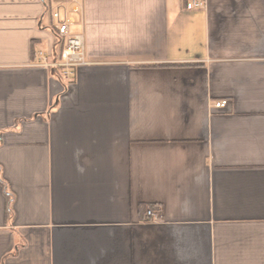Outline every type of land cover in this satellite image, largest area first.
<instances>
[{"label":"crops","instance_id":"1","mask_svg":"<svg viewBox=\"0 0 264 264\" xmlns=\"http://www.w3.org/2000/svg\"><path fill=\"white\" fill-rule=\"evenodd\" d=\"M187 1L0 0V264H264V0Z\"/></svg>","mask_w":264,"mask_h":264},{"label":"built area","instance_id":"2","mask_svg":"<svg viewBox=\"0 0 264 264\" xmlns=\"http://www.w3.org/2000/svg\"><path fill=\"white\" fill-rule=\"evenodd\" d=\"M206 4L207 0H188L186 8L189 10L199 9L206 7ZM74 10L76 11V9ZM53 17L56 20L55 29L60 40V52L58 59L47 63V66L58 68L63 77L70 80L74 77L79 66L89 63L86 56L84 35L72 30L74 18L66 8H57L53 12ZM228 103V100L223 99L216 101L214 106L221 108L227 106ZM146 215L148 219L152 220L156 213L153 208H148Z\"/></svg>","mask_w":264,"mask_h":264},{"label":"trees","instance_id":"3","mask_svg":"<svg viewBox=\"0 0 264 264\" xmlns=\"http://www.w3.org/2000/svg\"><path fill=\"white\" fill-rule=\"evenodd\" d=\"M148 206H149L148 204H143V205H142V207H141V209H142V213H143V211H145V209H146ZM149 207H151V208H153V209H156V208H157V205H155V204H150Z\"/></svg>","mask_w":264,"mask_h":264}]
</instances>
